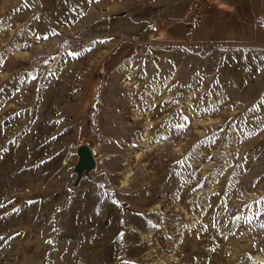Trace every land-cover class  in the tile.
Returning a JSON list of instances; mask_svg holds the SVG:
<instances>
[{
  "label": "rangeland",
  "instance_id": "obj_1",
  "mask_svg": "<svg viewBox=\"0 0 264 264\" xmlns=\"http://www.w3.org/2000/svg\"><path fill=\"white\" fill-rule=\"evenodd\" d=\"M0 264H264V0H0Z\"/></svg>",
  "mask_w": 264,
  "mask_h": 264
},
{
  "label": "water",
  "instance_id": "obj_2",
  "mask_svg": "<svg viewBox=\"0 0 264 264\" xmlns=\"http://www.w3.org/2000/svg\"><path fill=\"white\" fill-rule=\"evenodd\" d=\"M79 153L82 156L80 166L87 167L92 164L90 152L85 147H80Z\"/></svg>",
  "mask_w": 264,
  "mask_h": 264
},
{
  "label": "trees",
  "instance_id": "obj_3",
  "mask_svg": "<svg viewBox=\"0 0 264 264\" xmlns=\"http://www.w3.org/2000/svg\"><path fill=\"white\" fill-rule=\"evenodd\" d=\"M224 30V27H223V25H222V27H221V31H223ZM206 40H210V41H220V39H213V38H211V37H208V38H205Z\"/></svg>",
  "mask_w": 264,
  "mask_h": 264
}]
</instances>
